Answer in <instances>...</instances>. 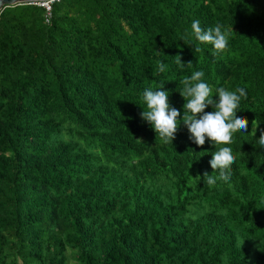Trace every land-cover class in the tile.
<instances>
[{
    "label": "trees",
    "instance_id": "trees-1",
    "mask_svg": "<svg viewBox=\"0 0 264 264\" xmlns=\"http://www.w3.org/2000/svg\"><path fill=\"white\" fill-rule=\"evenodd\" d=\"M45 13L0 10V264H264V0H58ZM193 20L230 30L226 50L200 44ZM195 71L214 99L247 92L248 130L222 145L230 180L211 188L221 146H197L183 123ZM162 87L181 113L169 143L141 116L144 91Z\"/></svg>",
    "mask_w": 264,
    "mask_h": 264
},
{
    "label": "clouds",
    "instance_id": "clouds-1",
    "mask_svg": "<svg viewBox=\"0 0 264 264\" xmlns=\"http://www.w3.org/2000/svg\"><path fill=\"white\" fill-rule=\"evenodd\" d=\"M191 35L200 44L212 45L215 55L223 53L228 47L230 30L222 31V26L219 24L204 30L199 20H193ZM196 51H199V48ZM177 57L176 63L183 64L180 56L177 55ZM164 70L165 65L158 62L157 72L163 73ZM203 76L202 71H195L190 77H185L181 81L183 90L180 95L186 101L183 105V123L191 134L190 139L197 146H203L206 139L214 146H221L212 154L209 161L213 172L219 170L218 177L208 173L203 176L204 182L211 188L217 183V179L225 182L230 180L231 173L227 170L235 163L236 157L231 147L222 145L232 144L234 133L248 130V120L237 115L241 98H246L247 92L243 87L235 91L220 87L215 96L218 99H214L211 87L202 80ZM162 89L163 87L153 91L149 88L144 91L143 100L147 110L143 109L141 116L152 125L156 135L158 134L164 143H169L175 138L178 128L177 120L181 113L174 107L170 108L168 93ZM209 106L215 108V111L205 112ZM258 145L264 147V131L258 138Z\"/></svg>",
    "mask_w": 264,
    "mask_h": 264
},
{
    "label": "built area",
    "instance_id": "built-area-1",
    "mask_svg": "<svg viewBox=\"0 0 264 264\" xmlns=\"http://www.w3.org/2000/svg\"><path fill=\"white\" fill-rule=\"evenodd\" d=\"M54 1H58V0H40V1H34L37 4L43 6L45 8V20L48 21L50 16H51V4Z\"/></svg>",
    "mask_w": 264,
    "mask_h": 264
},
{
    "label": "water",
    "instance_id": "water-1",
    "mask_svg": "<svg viewBox=\"0 0 264 264\" xmlns=\"http://www.w3.org/2000/svg\"><path fill=\"white\" fill-rule=\"evenodd\" d=\"M40 0H0V10L7 5H14L17 3H24V2H34Z\"/></svg>",
    "mask_w": 264,
    "mask_h": 264
}]
</instances>
